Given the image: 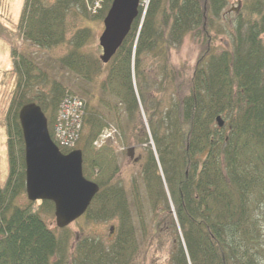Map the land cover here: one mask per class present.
<instances>
[{
  "label": "trees",
  "instance_id": "16d2710c",
  "mask_svg": "<svg viewBox=\"0 0 264 264\" xmlns=\"http://www.w3.org/2000/svg\"><path fill=\"white\" fill-rule=\"evenodd\" d=\"M94 1L24 0L18 31L38 47L62 44L68 12L86 16ZM100 1L98 15L104 17L111 0ZM144 2L140 0L138 15L107 63L82 51L91 38L87 26L69 39L71 48L58 62L87 80L104 72L100 87L110 97L105 102L121 133L146 144L140 177L147 202L152 213L168 216L176 234L169 264H264V0H242L220 51L214 50L212 39L222 32L217 20L228 0H148L145 8ZM188 36L197 39V56L193 64L177 66L171 50ZM11 59L14 87L4 117L9 173L5 185L0 184V264H143L134 260L138 242L127 192L118 180L115 148L93 144L107 118L87 111L86 102L75 145L59 148L63 153L81 149L83 175L99 186L81 218L117 219L113 239L83 236L69 251L67 226L56 234L41 217L43 208L54 210L51 201L17 204L25 193L18 110L35 101L53 138L59 104L70 90L53 81L48 91L31 96L44 72H37V64L13 47ZM151 83L162 92L159 97L149 94ZM169 83L177 93L165 104L161 95ZM131 186L136 215L144 225L135 178Z\"/></svg>",
  "mask_w": 264,
  "mask_h": 264
},
{
  "label": "rangeland",
  "instance_id": "374dc122",
  "mask_svg": "<svg viewBox=\"0 0 264 264\" xmlns=\"http://www.w3.org/2000/svg\"><path fill=\"white\" fill-rule=\"evenodd\" d=\"M49 4L54 0H42ZM148 0L143 3L144 8ZM24 0H0V184L5 185L9 173L7 130L4 124L5 111L9 101L12 89L14 87V75L12 72L13 60L11 59V48H15L31 58L37 67V72L42 71L45 79L34 82L30 95L35 94L36 90L48 91L53 81L59 82L63 87L70 90L67 95H77L81 100L87 103L88 110H93L106 116V124L100 132L105 130L111 132V136L104 144L114 146L118 157L119 173L118 180L125 187L129 202V208L138 242L137 250L134 254V260L143 264H169L172 250L173 234L168 216L165 214H154L149 208L144 187L140 177V168L145 153L146 144H137L135 135H123L117 122L112 117V111L105 100L110 98L108 94L102 92L100 83L104 77L102 74L94 76L91 80L84 79L69 69L62 67L58 59L67 53L71 45L69 39L81 27L87 26L90 29L91 38L82 47V51L91 53L99 58L102 50L99 45V35L103 30V17L98 15V9L101 7V1L87 5L88 14L85 16L79 11L70 10L66 17L67 41L62 44L43 48L27 42L18 31V23L21 19ZM242 10V0H228V4L218 17V23L222 32L212 39V46L215 51H220L229 41V32L232 31V23L235 13ZM198 53V42L196 38L188 36L180 46L171 50L172 63L182 65L185 61L193 64ZM149 73L153 78L156 77L155 69L152 68ZM159 79V77H158ZM156 80V79H155ZM146 89V88H145ZM148 92L153 97H159L162 93L157 85L150 84ZM175 86L173 83L167 84V89L161 95L166 104L168 99L175 95ZM114 98L112 99V101ZM139 116L146 126V117L140 108ZM57 119V117H56ZM124 118L122 117V120ZM126 120V119H124ZM123 120V121H124ZM121 122V121H120ZM123 124V122H121ZM136 134V133H135ZM154 149L153 142L149 141ZM135 178L141 194L144 225H141L137 215L136 208L132 200L131 182ZM26 194H21L17 198L18 205L28 203ZM41 217L46 224L54 230L56 234H61L60 228L56 226L54 211L49 208H43L40 211ZM162 219L160 227H157V220ZM117 226V219L112 218L106 221H88L84 218H78L67 226L68 248L72 250L74 244L83 236L94 237L109 242L113 239L114 228ZM262 230L264 234V220L262 221Z\"/></svg>",
  "mask_w": 264,
  "mask_h": 264
},
{
  "label": "water",
  "instance_id": "95a60500",
  "mask_svg": "<svg viewBox=\"0 0 264 264\" xmlns=\"http://www.w3.org/2000/svg\"><path fill=\"white\" fill-rule=\"evenodd\" d=\"M139 2L111 0L98 38L103 63L110 60L129 32ZM18 119L24 142L26 196L30 201H51L56 226L63 228L84 214L99 186L83 175L81 149L63 153L53 142L45 113L36 102L24 103ZM216 120L222 126L220 116Z\"/></svg>",
  "mask_w": 264,
  "mask_h": 264
},
{
  "label": "built area",
  "instance_id": "2783aa9c",
  "mask_svg": "<svg viewBox=\"0 0 264 264\" xmlns=\"http://www.w3.org/2000/svg\"><path fill=\"white\" fill-rule=\"evenodd\" d=\"M81 114L82 102L78 97L69 96L63 100L60 108L58 123L56 124V133L61 144L70 145L73 143L80 128ZM114 131V128H112L110 132L105 130L101 133L99 139L96 140L95 143L98 144L104 139L109 138L111 136V132Z\"/></svg>",
  "mask_w": 264,
  "mask_h": 264
}]
</instances>
